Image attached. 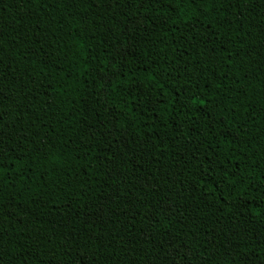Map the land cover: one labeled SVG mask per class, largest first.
Masks as SVG:
<instances>
[{"label":"trees","instance_id":"trees-1","mask_svg":"<svg viewBox=\"0 0 264 264\" xmlns=\"http://www.w3.org/2000/svg\"><path fill=\"white\" fill-rule=\"evenodd\" d=\"M0 264H264V0H0Z\"/></svg>","mask_w":264,"mask_h":264}]
</instances>
